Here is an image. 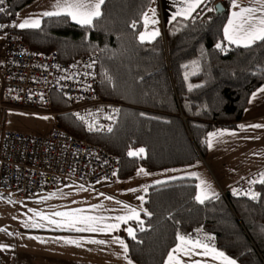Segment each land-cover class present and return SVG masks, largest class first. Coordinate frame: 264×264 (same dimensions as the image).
<instances>
[{"label": "trees", "instance_id": "trees-1", "mask_svg": "<svg viewBox=\"0 0 264 264\" xmlns=\"http://www.w3.org/2000/svg\"><path fill=\"white\" fill-rule=\"evenodd\" d=\"M34 1L5 0L0 23H15ZM152 2L105 0L91 27L59 16L45 18L39 29L17 30L32 50L55 52L62 63L98 56V88L109 104L113 131H87L71 114H59L57 124L117 156L122 179L141 168L156 173L199 163L209 133L236 129L251 96L264 86V42L245 48L224 39L233 0H222L221 15L204 11L146 43L139 39L142 13ZM52 106L58 113L70 107L57 93ZM140 148L145 150L140 156L128 155ZM251 193L256 199L228 192V199L219 194L200 203L194 178L150 187L141 215L144 230L132 223L136 239L126 238L128 258L165 264L177 236H184L207 241L239 264H264V183L258 181Z\"/></svg>", "mask_w": 264, "mask_h": 264}, {"label": "built area", "instance_id": "built-area-1", "mask_svg": "<svg viewBox=\"0 0 264 264\" xmlns=\"http://www.w3.org/2000/svg\"><path fill=\"white\" fill-rule=\"evenodd\" d=\"M221 2L208 0L206 7L214 9ZM0 7L5 9V3ZM202 8L196 11L195 17L203 16L205 10ZM13 24L0 23V33L6 36L7 45L6 62L0 70V190L28 200L76 182L95 185L114 179L121 167L117 156L59 126L47 135L6 128V113L9 111L52 117L71 114L84 129L99 134L108 133L106 127L113 125L112 119L106 118L110 116L109 104L98 88V56L89 55L62 63L55 52L32 50L17 34L18 28ZM89 64L93 66L87 67ZM53 93L69 103L68 110L61 113L53 110ZM90 112L95 115L89 116ZM77 113L85 120L78 119ZM88 122L99 125L100 130H89ZM261 177L257 174L245 177L236 185L237 193L249 195ZM228 192L222 190L220 194L228 199Z\"/></svg>", "mask_w": 264, "mask_h": 264}, {"label": "crops", "instance_id": "crops-1", "mask_svg": "<svg viewBox=\"0 0 264 264\" xmlns=\"http://www.w3.org/2000/svg\"><path fill=\"white\" fill-rule=\"evenodd\" d=\"M54 2L55 0H35L18 13L15 23L21 22L24 18L33 17L41 19L42 24V21L48 17L40 16V13L54 10L52 8ZM236 3L240 5H251L253 7L260 6L258 0H236ZM232 4L233 2L229 7L228 18L225 26L228 24L231 13L233 11H238V8L232 7ZM153 10H155V15H153ZM175 11L176 7L173 5L172 0H153L151 6L146 11L148 16L147 25H145V21L143 20L140 34H144L145 39L142 42H152L160 36H163L165 31L177 29L180 23L192 18L198 9L192 13V17H189L188 19L177 17V20L170 24V15ZM153 19L158 20V23L153 24L151 22ZM71 21L80 25L73 20ZM157 29L159 31V35L152 38L151 34ZM232 45L238 46L236 44ZM240 47L243 46L241 45ZM6 58L7 45L5 44L2 55L3 62L0 63V70L5 65ZM261 89H264V86L259 88L254 93L255 97L254 94L251 96L243 119L238 124L237 128L233 130L222 129L216 133L222 132L224 133L223 135L209 137L212 141L211 147L208 145L205 157L199 163L195 164L201 166L206 172L208 178L215 184H212L214 191H211L212 195L208 199L218 196L222 190H227L234 194L233 189H236V185L245 177L256 174H264V127L258 129L247 127L248 125L255 124L264 125V91H261ZM53 118L57 121V116ZM241 125H244L245 128L242 129L239 127ZM56 126H58V124ZM231 133L235 134L233 135ZM186 168L187 167L175 168L156 173H148V175H144L143 173L138 175L137 172L129 179H122L116 175L113 180L101 181L95 184L96 187L91 189L97 193L105 187L108 188L113 186L116 189L112 194H116V191H124L126 186L139 183L140 191L138 189V194L139 196H143L144 200L141 201L137 199L138 204L134 208L133 202L136 201V197L132 198L130 196L132 204L129 206L130 209L134 208L140 213V219L142 220L141 215L143 212L145 195L148 192V189L152 186L158 185L155 183L156 181L166 183L174 180L189 178L186 176L188 175L187 171H183ZM81 185H83V187H81ZM89 186L87 183L76 182L66 187H59L50 193L38 194L36 197L27 200L32 205L27 209L30 210V214H34L35 212L37 215L42 214V218L39 219H43L45 216L51 219L52 217H50L47 213L61 212V203L68 201L66 200L67 195L73 193V190H77L79 188L88 189ZM145 188H147V191L144 190ZM2 192V195H0L1 200H4L11 205L13 204L15 206H19V202L22 199H18L14 194L6 193L4 191ZM136 192L137 191H135V193ZM213 193L215 195H213ZM116 211L119 213L112 214V217L129 214V210L128 212H122L119 210ZM39 219H36L35 221H28L27 226H24V223L20 225L18 224V228L15 231L10 232L11 235L8 232H0V245H2L4 238H11L14 242H17L11 243V245L6 247H0V264H129V261L132 262L128 258L127 253L123 251L120 244L116 242L114 238L118 237L126 244V238H129L130 236L125 229L133 227L134 225L132 223H137L135 220H129L126 224L121 222L120 228L110 234H91L86 232L65 231L58 228H51L50 223L45 225L44 222L40 224V227H33L32 225H39ZM115 222V220L109 219L108 223ZM30 237H38L39 239H33ZM19 238L26 241V244H20ZM185 238L187 239V237ZM66 240L80 241V246L78 247L76 245L67 244L65 243ZM89 240H105L107 243L104 245L88 243L87 241ZM200 241L207 243L210 247H214L207 241L202 239ZM178 244H180L182 248L184 247L179 240L176 246ZM215 249L220 251L217 248ZM196 251H202V249H196ZM8 254H10V259L12 258L11 260L6 259ZM177 258L183 260L185 264H193L194 260H202L203 264H223L222 260H213L201 256H193L191 260H188L187 257L184 256L183 251L178 254ZM173 264H175V261ZM236 264H238V262H236Z\"/></svg>", "mask_w": 264, "mask_h": 264}, {"label": "snow or ice", "instance_id": "snow-or-ice-1", "mask_svg": "<svg viewBox=\"0 0 264 264\" xmlns=\"http://www.w3.org/2000/svg\"><path fill=\"white\" fill-rule=\"evenodd\" d=\"M259 7H253L251 5H240L236 3V0H233L232 7L238 8V11H233L231 13V17L228 20L227 26L224 27V38L231 44H236L238 46H243L245 48H251L257 42H264V0H258ZM5 0H0V5H3ZM105 3V0H55L52 8V11H44L40 13V16L43 17H59L65 16L71 18V20L82 26L91 27L93 25V21L95 18L101 16V6ZM173 5L176 7V11L170 15L169 23L171 24L173 21L177 20V17H182L184 19H188L192 17V13L197 9L202 8L205 11H213L218 9L207 8L206 5L208 0H172ZM5 12L3 7H0V13ZM153 15H155V10H153ZM194 19V17H192ZM142 19L145 21V25L148 22L147 13H142ZM153 24L158 23V20L153 19L151 21ZM13 27H17L19 29H39L41 27V19L39 18H24L21 22L15 23L12 25ZM133 27H135V22H133ZM2 27V26H0ZM159 35L158 29L151 34L152 38H155ZM139 39L144 41V34H140ZM218 49L223 50L222 44L218 43L216 45ZM95 63V62H93ZM93 65L89 64L87 67L91 68ZM185 67H188L187 65ZM85 75H88L86 73ZM66 77H62L61 79H65ZM106 78L111 81V77L107 76ZM187 79V75L185 76ZM191 88V85L189 86ZM264 91V89H261ZM255 97V94H254ZM253 97V98H254ZM113 111L119 112V109H114ZM78 119L81 121L85 120L84 116L77 113L75 114ZM89 116H94V113H88ZM143 115V114H141ZM107 119L111 120L112 117L108 116ZM46 119V117H45ZM89 130H100L99 125H94L92 122H88L87 124ZM242 129L245 128L244 125L239 126ZM250 128H262L264 125L255 124L248 125ZM107 132H112L113 129L111 126L106 127ZM224 133H209V137H217L221 136ZM235 134V133H231ZM209 147H211L212 141L209 139L207 141ZM144 149L140 148L138 151H129V156H140L144 153ZM143 173L144 175H148L144 169L138 170V175ZM115 175V172L113 173ZM264 176V174H261ZM256 181H250V183H255ZM155 183L160 184L161 181H156ZM260 183H264V179L260 180ZM201 185H205V187L201 188V194H198L195 199L200 203H203L205 199H208V190L211 188L210 185H207L205 181L201 180ZM83 187V185H81ZM198 187H200L198 185ZM147 191V188L144 189ZM130 191H136V189H130ZM233 193L236 194L237 190L233 189ZM213 195H215L213 193ZM252 199H256L257 194L249 193ZM108 199H112L111 197H107ZM137 199L143 201L144 197L139 196ZM119 203V202H118ZM98 207V206H93ZM127 208V205H124ZM82 209H76L71 212H56L55 216L65 217L66 221L64 225L59 224L57 221H51L57 227H69L78 232H91V233H105L110 234L111 232L117 230L121 226V222L127 223L129 220H135L137 225L140 227V230L143 231V221L140 219V213L136 209H129L128 215H120L108 219H113L115 223H105L106 218L103 216H86L81 215ZM145 214L151 216L150 212L145 210ZM33 227H40V225H32ZM128 235L132 237V239H136L135 229L132 227H128L125 229ZM11 235V233H9ZM33 239H39L38 237H30ZM116 242H118L125 253H127V245L123 240L118 237L114 238ZM177 239L181 241V244L184 245L182 248L180 244H178L175 248L171 249L167 255V260L165 264H185V262L181 259H178L177 256L183 251L185 257L188 260H191L193 256H201L204 258H210L213 260H222L223 264H236V261L227 257L222 251H217L214 247H210L207 243L201 242L199 239H193L192 237H188L187 239L184 236H177ZM43 242V241H41ZM88 243H97L104 245L107 242L105 240H89ZM65 243L70 245L80 246V241L76 240H66ZM0 247H6L0 245ZM196 249H202V251H196ZM129 264L131 262L129 261ZM193 264H203L202 260H194Z\"/></svg>", "mask_w": 264, "mask_h": 264}, {"label": "rangeland", "instance_id": "rangeland-1", "mask_svg": "<svg viewBox=\"0 0 264 264\" xmlns=\"http://www.w3.org/2000/svg\"><path fill=\"white\" fill-rule=\"evenodd\" d=\"M5 44H6V36L3 33H0V63L3 62L2 55ZM56 125H57V121L48 114L27 113L21 111H9L6 113L5 126L8 130L11 131L26 133V134L47 135L52 132V130L56 127ZM183 171H187L188 175L186 176H188L189 178H194L197 180V183L200 186L198 187L199 194H201V188L205 187V185H201V180H203L206 182L207 185L211 186V188L208 190V197L212 195L211 191H214L212 184H214V182L208 178L206 172L203 170L201 166L194 165L191 167H187ZM106 181H111V180H106ZM93 187H96V185L89 186L88 189L79 188L77 190H73V193L67 195L66 200L68 201H66L65 203H61V208H62L61 212H71L76 209H82L83 211L80 213L81 215L103 216L106 218L105 223H108L109 222L108 218L112 217V214L119 213L116 210L122 212H128V210L130 209L129 205L132 204V200L130 196L132 198L136 197V201L133 202L134 208L138 204L137 201V197H139L138 189L140 191L139 183L126 186L124 191L122 192L116 191V194H112L116 189L113 186L108 188L105 187L102 190H106V191L101 190L97 193L91 189ZM130 189H136L137 192L135 193V191H130ZM2 193L3 192L0 190V195H2ZM107 197H111L112 199H108ZM124 205H127L128 207L125 208ZM31 206H32L31 203L28 202L27 200H21L19 202V206H15L0 199V232L4 231L10 233L18 228L17 227L18 224L20 225L24 223V226H27L28 221H35L36 219L42 218L41 217L42 214L37 215L36 212L34 214H30V210H28L27 208L28 207L30 208ZM93 206H98V207H93ZM47 214L52 218L50 219L45 216L43 219H39L38 220L39 225L42 222H44L45 225L47 223H50L51 228H58L65 231L78 232L69 227H57L56 225L51 223V221H57L59 222V224L64 225L66 221L65 217L55 216L54 213H47ZM132 228L135 229V226H133ZM86 233H91V232H86ZM11 243H17V242H14V240H12L11 238H4L2 245L9 246L11 245ZM19 243L26 244V241L19 238ZM6 259L7 260L12 259V258L10 259V254L7 255ZM131 264L133 263L131 262Z\"/></svg>", "mask_w": 264, "mask_h": 264}, {"label": "water", "instance_id": "water-1", "mask_svg": "<svg viewBox=\"0 0 264 264\" xmlns=\"http://www.w3.org/2000/svg\"><path fill=\"white\" fill-rule=\"evenodd\" d=\"M214 9H218V11L215 10L216 14H218V15H221L226 10L222 3H217L215 5Z\"/></svg>", "mask_w": 264, "mask_h": 264}]
</instances>
